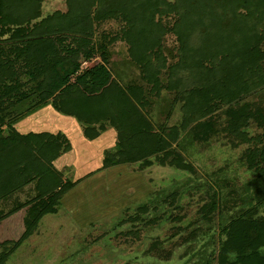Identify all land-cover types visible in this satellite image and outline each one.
Returning <instances> with one entry per match:
<instances>
[{
    "label": "trees",
    "instance_id": "16d2710c",
    "mask_svg": "<svg viewBox=\"0 0 264 264\" xmlns=\"http://www.w3.org/2000/svg\"><path fill=\"white\" fill-rule=\"evenodd\" d=\"M42 1L0 0V201L32 181L36 189L31 200L12 210L27 207L26 229L11 246L0 243V264L76 184L52 164L67 147L58 135L21 134L11 125L2 130L10 109L30 97L31 107L50 100L83 122L88 139L109 123L116 148L105 154L103 168L134 163L144 168L154 158L159 165L196 173L173 144L187 131L206 141L223 115L225 135L258 143L248 148L247 165L264 172V132H247L252 122L264 128V0H66L65 11L45 16ZM106 20L120 22V31L109 41L97 40L95 25ZM167 33L176 36L175 51L169 52L175 61H168L163 44ZM117 39L127 44L138 67V78L126 86L105 66L107 45ZM95 56L104 64L69 82L81 61ZM64 64L68 68L61 72ZM162 88L173 95L170 107L179 105L177 124L153 122L145 112L151 93L159 95ZM252 96L256 102L246 100ZM215 204L213 199L201 211H212ZM222 232L214 264H264V209H246Z\"/></svg>",
    "mask_w": 264,
    "mask_h": 264
},
{
    "label": "rangeland",
    "instance_id": "374dc122",
    "mask_svg": "<svg viewBox=\"0 0 264 264\" xmlns=\"http://www.w3.org/2000/svg\"><path fill=\"white\" fill-rule=\"evenodd\" d=\"M66 9V0H43L41 5L44 16ZM120 25L117 20L96 24L95 38L107 36L109 41L119 33ZM163 44L168 61H175L169 52L175 51L176 36L167 33ZM107 49L105 66L121 85L138 78V67L129 58L124 41L108 43ZM97 64H104L100 56L82 60L79 69L69 75V82ZM66 68L64 64L60 71ZM161 77L166 78L163 70ZM172 96L165 88L159 95L151 93L145 112L153 122L179 123V105L170 107ZM246 100L256 102L253 96ZM10 110L12 116L5 118L2 130L11 125L21 134L47 132L63 140L67 147L52 164L75 186L89 181L92 172L103 174L94 175L96 189L90 198L81 190L72 192L75 186L65 193L57 211L43 216L4 264H214L224 238L223 226L246 209H264V172L249 168L246 160L248 148L258 143L225 135L220 129L223 115L206 141L194 140L187 131L173 144L194 165L196 173H190L159 165L154 158L144 168L137 163L103 168L105 154L116 148V131L109 123L96 138L88 139L85 124L58 111L50 100L31 107L30 97ZM247 132L255 136L264 128L252 122ZM172 193L176 195L170 198ZM35 195L32 181L0 201V243L11 246L23 235L27 207L12 210ZM213 199L215 209L201 211ZM140 206L146 210L139 213ZM137 214L139 218L130 219Z\"/></svg>",
    "mask_w": 264,
    "mask_h": 264
},
{
    "label": "crops",
    "instance_id": "0c3cea01",
    "mask_svg": "<svg viewBox=\"0 0 264 264\" xmlns=\"http://www.w3.org/2000/svg\"><path fill=\"white\" fill-rule=\"evenodd\" d=\"M108 171H110V170H108ZM100 172H102V171H97L96 173L92 172L91 176H89L90 177L89 178V181L87 180V182H81V184L79 186H75V188H74L75 190L73 189L72 192H77V190H78V192L80 193V190H81L83 193H88L86 195V199L87 198H90L92 192L96 189L95 188L96 187V184H95V181L93 180V178L95 177L94 175L100 176ZM102 174H103V172H102ZM91 180H92V182H91ZM67 196L69 197V198L68 197L66 198V199H68L67 202H70L69 199L72 196L71 193H68ZM64 205H65V207H67L66 204H64Z\"/></svg>",
    "mask_w": 264,
    "mask_h": 264
}]
</instances>
